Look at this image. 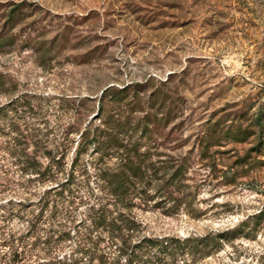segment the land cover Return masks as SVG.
<instances>
[{
    "label": "rangeland",
    "instance_id": "1",
    "mask_svg": "<svg viewBox=\"0 0 264 264\" xmlns=\"http://www.w3.org/2000/svg\"><path fill=\"white\" fill-rule=\"evenodd\" d=\"M59 143L68 197L30 228L17 154ZM134 166L144 234L238 229L207 262L262 264L264 0H0V264H98L85 215Z\"/></svg>",
    "mask_w": 264,
    "mask_h": 264
},
{
    "label": "trees",
    "instance_id": "2",
    "mask_svg": "<svg viewBox=\"0 0 264 264\" xmlns=\"http://www.w3.org/2000/svg\"><path fill=\"white\" fill-rule=\"evenodd\" d=\"M14 130L19 131V128L16 126ZM86 131L87 129L82 132L81 137H84ZM20 137L22 139L17 137L10 139L12 149L25 148L29 139ZM88 144L99 146L94 138L90 139L86 147L78 146L74 151L73 163L86 152ZM17 157L22 166V173L34 175L40 187L48 184L36 201L28 205L21 201L17 203L20 214L31 228L34 226L31 219H41L48 208L52 207L56 210L68 197L69 191L67 192L66 189L68 180L60 179L65 167V148L59 143L52 145L42 155L28 154L27 150H24L20 151ZM143 178L144 173L134 166L126 172L108 173L106 179H103L106 181L104 190H107V193L104 197L95 199L88 208L83 226L85 232L83 236L90 232L96 233L97 240L92 243V247H100V243L104 242L107 243L104 247L112 249L111 253L100 254L98 264H210L207 262L208 259L222 250V241L227 238L225 236L230 237L240 232L236 229L225 234L188 237L144 234L142 225L132 213L136 207L135 198L142 199L146 194L145 188L141 187ZM257 219L258 223L262 217L257 216ZM246 224L247 222H244L242 226L249 227L245 226ZM5 264L26 263L10 261Z\"/></svg>",
    "mask_w": 264,
    "mask_h": 264
}]
</instances>
